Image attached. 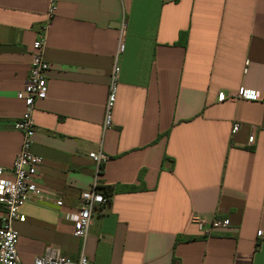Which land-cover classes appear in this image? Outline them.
<instances>
[{
	"label": "crops",
	"instance_id": "obj_1",
	"mask_svg": "<svg viewBox=\"0 0 264 264\" xmlns=\"http://www.w3.org/2000/svg\"><path fill=\"white\" fill-rule=\"evenodd\" d=\"M122 21L113 125L102 134ZM43 25L50 67L31 112V152L52 200L31 199L25 220L13 223L21 263L50 247L71 260L82 249L88 264H264V0H0V167L8 175L22 139L16 95ZM241 86L259 100L217 102ZM99 149L98 185L111 194L101 191L107 202L92 212L82 245L73 222L92 182L88 154ZM215 219L229 224L211 228Z\"/></svg>",
	"mask_w": 264,
	"mask_h": 264
},
{
	"label": "built area",
	"instance_id": "obj_2",
	"mask_svg": "<svg viewBox=\"0 0 264 264\" xmlns=\"http://www.w3.org/2000/svg\"><path fill=\"white\" fill-rule=\"evenodd\" d=\"M54 13V6L51 5L47 17L48 19ZM126 24L120 23V40L113 54V63L108 76L107 94L103 107V117L101 122V133L110 129L113 125V112L116 101V94L120 72V57L123 50L122 38ZM45 30L43 25L38 30L37 36L31 46V62L28 69V75L23 88L17 93V99L24 104V111L20 118L14 123V127L20 131L22 139L18 152L13 158L9 175L6 170L0 167V206L3 209V215L0 219V264H22L17 254V232L13 229V223L23 222L25 217L21 208L31 199L38 201L52 200V196L43 191L37 183L38 168L41 164V158L32 154L31 145L36 131L31 112L36 101L44 99L46 96L47 72L49 63L43 58L45 46ZM242 99L246 101L259 100L255 90L245 87H239L229 96L223 93L217 94V102H223L226 99ZM238 125L232 127L234 133ZM252 141V136L248 137V142ZM88 157L93 163V177L90 187L79 195L78 210L73 222L72 235L80 240L82 245L88 236L91 214L97 208L103 206L107 201L99 188V179L103 164L106 160L105 154L99 149L97 152H91ZM54 203L61 206L62 201L55 199ZM192 222L198 229H203L206 225L204 219L194 215ZM228 220H213L209 226L218 228L227 226ZM260 236V232H257ZM32 264H88V260L83 250L75 260L63 256L57 248H46L41 256L33 259Z\"/></svg>",
	"mask_w": 264,
	"mask_h": 264
},
{
	"label": "trees",
	"instance_id": "obj_3",
	"mask_svg": "<svg viewBox=\"0 0 264 264\" xmlns=\"http://www.w3.org/2000/svg\"><path fill=\"white\" fill-rule=\"evenodd\" d=\"M126 191H132L134 189H136L134 186H124L123 187ZM102 191V190H101ZM102 193L105 195V194H108V196L111 194V189L110 188H106L104 190V192L102 191Z\"/></svg>",
	"mask_w": 264,
	"mask_h": 264
}]
</instances>
